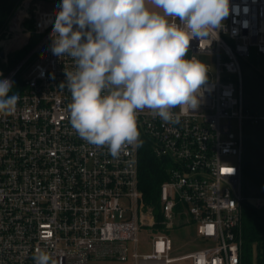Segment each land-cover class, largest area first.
Listing matches in <instances>:
<instances>
[{
	"label": "built area",
	"instance_id": "1",
	"mask_svg": "<svg viewBox=\"0 0 264 264\" xmlns=\"http://www.w3.org/2000/svg\"><path fill=\"white\" fill-rule=\"evenodd\" d=\"M61 2L19 0L0 28L3 44L12 45L1 52L5 62L38 35L14 68L0 71V79L22 82L15 112L0 114V264H35L41 251L50 264H264L256 254L246 260L242 236L243 204L251 200L243 193L242 126L264 119L244 105L242 61L264 55V0H230L237 7L223 30L190 41L188 58L215 56L198 109H173L176 124L148 109L137 113L140 136L170 162L158 215L139 186L140 146L113 157L70 124L71 93L60 85L75 64L49 50ZM255 205L263 207L264 197ZM189 223L203 245L174 255L168 232Z\"/></svg>",
	"mask_w": 264,
	"mask_h": 264
},
{
	"label": "clouds",
	"instance_id": "2",
	"mask_svg": "<svg viewBox=\"0 0 264 264\" xmlns=\"http://www.w3.org/2000/svg\"><path fill=\"white\" fill-rule=\"evenodd\" d=\"M236 7L230 0H62L49 50L74 61L60 86L71 93L69 121L79 137L118 157L124 147L142 144L138 112L148 109L176 124L180 114L173 109H198L209 71L188 58L190 41L217 36ZM13 87L0 79V114L16 110ZM33 259L50 264L51 257L41 251Z\"/></svg>",
	"mask_w": 264,
	"mask_h": 264
},
{
	"label": "rangeland",
	"instance_id": "3",
	"mask_svg": "<svg viewBox=\"0 0 264 264\" xmlns=\"http://www.w3.org/2000/svg\"><path fill=\"white\" fill-rule=\"evenodd\" d=\"M147 7L155 9L151 3L146 4ZM28 29H31V21H25ZM10 39V38H9ZM12 45L9 42L3 44L2 38L0 39V55L1 52L6 53V49ZM197 59L205 64L215 67V56L212 54H197ZM17 64L16 61L5 62L0 56V71L7 72L14 68ZM254 72V73H253ZM242 74H243V100L244 105L247 106H262L264 109V55L258 54L253 51L249 61H242ZM255 76H254V75ZM263 83V86L261 85ZM261 90L263 97L260 96ZM245 106L247 109L248 107ZM178 109V107L176 108ZM251 109V108H250ZM260 115H263L259 113ZM252 123V122H251ZM234 131H237L238 121H232ZM254 126L248 127V124L243 121L242 126V139L243 149L242 154V169H243V193L251 198V203L255 204L256 199L263 196L262 176H264V119L259 120L258 123H253ZM230 161L237 163L236 157H231ZM168 234L172 238L174 244L173 254L185 253L188 251L196 250L202 247L203 243L197 237L196 225L189 223L184 226H175L170 229ZM146 248L145 250H147ZM90 264H132L131 262H91Z\"/></svg>",
	"mask_w": 264,
	"mask_h": 264
},
{
	"label": "trees",
	"instance_id": "4",
	"mask_svg": "<svg viewBox=\"0 0 264 264\" xmlns=\"http://www.w3.org/2000/svg\"><path fill=\"white\" fill-rule=\"evenodd\" d=\"M19 0H0V28L6 24L10 15L15 11ZM38 35L32 34L25 46L10 54V61H18L24 57L35 42ZM21 81L14 84L9 95L17 92ZM142 144L139 153V186L144 193L146 202L152 205L159 214L160 209V186L167 178V169L170 166L168 159H160L153 153L151 142L148 137L140 136ZM262 187L264 197V176H262ZM243 247L247 261H252L254 254L258 263L264 261V206L258 208L251 201L243 204L242 215Z\"/></svg>",
	"mask_w": 264,
	"mask_h": 264
},
{
	"label": "crops",
	"instance_id": "5",
	"mask_svg": "<svg viewBox=\"0 0 264 264\" xmlns=\"http://www.w3.org/2000/svg\"><path fill=\"white\" fill-rule=\"evenodd\" d=\"M254 73V72H253ZM254 75V74H253ZM255 76V75H254ZM261 85L263 86V83L261 82ZM260 96L261 97H263V91L261 90V94H260ZM245 106H247L246 105V103H245ZM248 107V109L252 112V113H255V114H259V113H261V114H263L264 113V109H263V107L262 106H253V107H249V106H247ZM251 108V109H250ZM245 122L248 124V127H252V126H254V124L253 123H251V121H249V120H245ZM243 153H244V149H243Z\"/></svg>",
	"mask_w": 264,
	"mask_h": 264
},
{
	"label": "snow or ice",
	"instance_id": "6",
	"mask_svg": "<svg viewBox=\"0 0 264 264\" xmlns=\"http://www.w3.org/2000/svg\"><path fill=\"white\" fill-rule=\"evenodd\" d=\"M226 171H228V170H226Z\"/></svg>",
	"mask_w": 264,
	"mask_h": 264
}]
</instances>
